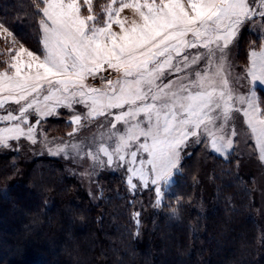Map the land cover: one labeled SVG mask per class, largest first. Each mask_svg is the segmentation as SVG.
Here are the masks:
<instances>
[{
  "label": "rangeland",
  "instance_id": "374dc122",
  "mask_svg": "<svg viewBox=\"0 0 264 264\" xmlns=\"http://www.w3.org/2000/svg\"><path fill=\"white\" fill-rule=\"evenodd\" d=\"M8 1L36 23L0 19V151L60 161L94 203L128 193L135 230L231 160L264 227V0Z\"/></svg>",
  "mask_w": 264,
  "mask_h": 264
},
{
  "label": "trees",
  "instance_id": "16d2710c",
  "mask_svg": "<svg viewBox=\"0 0 264 264\" xmlns=\"http://www.w3.org/2000/svg\"><path fill=\"white\" fill-rule=\"evenodd\" d=\"M0 4V19L26 40L36 22L21 15H34L33 4ZM21 155L0 151V219L17 217L14 205L26 213L23 226L0 225V264H264L250 182L234 176L231 160L208 157L215 195L200 202L192 176L178 178L135 230L128 193L94 203L60 161Z\"/></svg>",
  "mask_w": 264,
  "mask_h": 264
},
{
  "label": "built area",
  "instance_id": "2783aa9c",
  "mask_svg": "<svg viewBox=\"0 0 264 264\" xmlns=\"http://www.w3.org/2000/svg\"><path fill=\"white\" fill-rule=\"evenodd\" d=\"M90 74V73H89Z\"/></svg>",
  "mask_w": 264,
  "mask_h": 264
}]
</instances>
